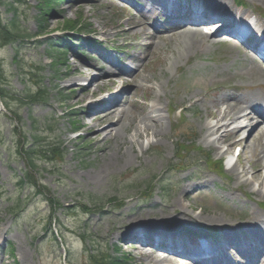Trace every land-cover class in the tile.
<instances>
[{
    "label": "rangeland",
    "instance_id": "obj_1",
    "mask_svg": "<svg viewBox=\"0 0 264 264\" xmlns=\"http://www.w3.org/2000/svg\"><path fill=\"white\" fill-rule=\"evenodd\" d=\"M67 1H64L61 5H57L59 6L57 10L64 11L65 16L67 15L66 18H56L53 15H50L51 18H48V22H57L58 26L55 28H48L45 25L46 20L44 24L42 23L43 20L41 22L37 20L39 17L45 18L44 14L50 13V10L46 8L42 11L40 9L42 8L40 6L43 5L44 0H23L22 4L15 5V8L18 9V17L22 20V28L26 30L28 36H34L35 38L32 37L27 42L23 41L21 45L19 43L15 48L11 46H0V62L3 66L2 70L5 78L3 84L9 83V92L12 93L15 91L19 94L26 88L30 89V86L33 84L32 82L38 80V78L37 76L34 78L32 76L26 78V74L23 73L22 68L30 71L32 69L31 67H34V73L43 79V88L48 94L47 106L40 104L27 107L16 105L13 109L18 114V117L14 118V115L7 114L0 118V206L3 210L0 229L3 228L4 234L9 238L10 246L12 242L14 249L13 254L9 252L10 247H8L6 253L4 250L1 252L0 264H62L59 260L61 254L60 248L55 244L53 237L51 235L48 237L43 236L45 232L44 227L47 225L46 221L50 214H55L54 217L59 218L61 223L65 224L67 228L72 229V231H81L84 229V231L90 232L91 236H93L91 239L95 240H97V236L104 237L107 235L110 221L107 218L104 219V217V220H101V222L103 221V228L101 229L96 224L102 218L100 214H96L95 216L88 215L87 217L84 216L82 211L78 212V214L73 213V211H68L67 214H63V212L55 210L56 204L54 199L64 205L71 204L74 201H81L83 204L87 203V201L83 202V200L78 198L79 195L86 197L93 196L104 201L117 199L124 202L125 205L128 204L125 207L126 210L129 207L128 199L141 196L143 193L141 189L150 185L149 179L152 175V169L156 168L161 162V156L158 157L150 153L141 161L134 160L129 166L111 165L108 171L101 172V168H104L106 159L111 160L112 164L115 163V160H112L114 150L107 152L106 159L103 160L101 157L102 153L96 151L94 154L93 147L86 143V139L78 140V143H76L71 142L67 137V133L71 130L70 121L69 117H63V114H66L67 104L70 101L61 93L64 81L60 82L61 75L67 72L64 68L67 67L62 68L59 73L60 75H56L54 70L57 68L50 66V60L48 58V50L52 43V37L56 34L64 33L65 30L73 26V22L80 18L77 9L68 8L69 5L75 7L78 4H67ZM6 2H10L11 4L15 0H6ZM83 4H85L82 13L84 20L87 19V10L96 11V16L89 20L92 23L94 31L102 34V29L108 28V31L113 32V36H110L107 40L115 39L116 42L122 41L120 38L114 37L116 31L111 29L119 22L126 21L129 18V14L121 9V4L119 7H111L107 10L103 9L98 11L97 8L93 9L90 5ZM0 14L7 22L11 21L14 15V13L8 12L5 6L0 8ZM85 23H87L86 20ZM44 29L43 38L40 39L43 42L37 44L35 41L37 40L36 36ZM169 44L170 53L166 57V62L171 60L173 54H177L176 44L174 42ZM72 56L73 54L69 52V62H72ZM152 58L150 60L151 64L148 63L150 64L149 68L146 69L148 74H150V72L155 73L153 71V68H155L156 74H158L159 68H163L165 56L164 54H156ZM74 62L80 64L76 59ZM175 73H177V70L169 69L167 76L173 77ZM187 81L193 83L195 91H198L197 95H200L201 91H205L212 84L209 78L201 80L190 75L185 81L178 83L173 93H177L178 97L186 95L187 93L183 86ZM0 82L2 83L1 80ZM77 94L82 95L81 92H77ZM6 102L8 103L7 100ZM199 111L200 115H202V107L199 108ZM35 120L38 122L37 125L34 124ZM48 126H51L55 130L52 137L56 142H66L67 155L57 170L40 164V166L37 165V168L30 172V163L27 161L23 143L32 141L31 135L35 127L40 130H45ZM196 131L198 132V129ZM113 144V140L109 139L104 142L103 146L109 149ZM81 145L86 147V151L84 150V153L81 154L84 158L78 159L76 153L73 157L72 151L75 152L74 150ZM198 146L208 150L200 136ZM137 151L140 153L138 147ZM259 159L262 160L261 157ZM68 166H70V170L67 169ZM29 174H31L33 182L39 183L40 190H42L41 195L38 194L39 189H31L30 186L21 188L19 186V183ZM213 178L214 180L218 179L217 177ZM131 183L133 184V188L128 189L127 187L130 186L128 184ZM169 193L171 194V191L167 193L166 197L169 196ZM153 194L157 195L158 192H153ZM23 198L26 202L23 211L17 216L10 215L8 208L14 204L16 205ZM137 202L135 201L133 204ZM144 210L146 211L142 214H148L150 212L158 214V217L161 215V212L158 211L159 208L155 210ZM106 212L108 211H100V213ZM134 214L133 219L138 220L139 214ZM125 219L131 222L127 217ZM88 220H90V223L87 225ZM63 235L68 240V245L72 251L71 258L74 259L75 264H90L87 255L84 254L83 257V246L77 235H72L71 237L69 234H65V230H63ZM110 242H101L98 239L96 241L97 249L110 252L112 256H116L115 250ZM123 254L124 249L122 248L119 256ZM134 261L137 262L138 260L134 259Z\"/></svg>",
    "mask_w": 264,
    "mask_h": 264
},
{
    "label": "bare ground",
    "instance_id": "obj_2",
    "mask_svg": "<svg viewBox=\"0 0 264 264\" xmlns=\"http://www.w3.org/2000/svg\"><path fill=\"white\" fill-rule=\"evenodd\" d=\"M204 1V7L203 9L206 10V6L209 4L211 5L212 9H214L218 14L225 16L227 18L232 17L235 19H239L240 21H243V24L248 29H256L258 31L264 30V22L257 18V16H252L251 12L247 9L241 8V9H224L220 8L218 5L217 0H203ZM256 3H263L264 0H254ZM83 4L77 6V10L79 13H82L84 11ZM69 9H74L73 7H69ZM87 14L89 17L92 16L91 12L87 10ZM61 17H64V14H59ZM47 18V22H48ZM47 22L45 25L51 28H55L58 26L57 22ZM127 24L130 22L127 21ZM50 25V26H49ZM123 25H118V28H122ZM189 30H192V28H188ZM239 31V30H238ZM102 34L105 36H108V31L103 28ZM126 34L128 37L133 38L138 41H150L151 35L148 30L142 28L141 22L134 23L132 25H129L128 30L126 31ZM184 35V43L186 44L185 49H192L193 47H196L195 49H199L206 43L203 41V37L206 34L196 35V33H185ZM110 36V35H109ZM193 43V44H192ZM183 44V43H182ZM191 44V45H190ZM184 45V44H183ZM179 46V45H178ZM158 45H154V48L157 49ZM149 61V58H148ZM174 63V60H171V63L169 64L172 68V64ZM70 68V75L69 77H63L66 79V83H72V85H69L70 87H67L68 85L64 86V89L67 93H77L78 91L81 92L82 95H75L73 96L74 104H79L83 100L86 101L91 97V95H94L98 89L100 88H106L111 87L114 84L109 81L107 82L104 80L106 78L104 73L98 74V76H94V69L88 68L83 69V66L78 63H73L68 65ZM146 68H144V64L137 67L136 70L129 74V76L132 77L131 81H127L125 78L122 79L120 87L125 85H132L135 88V91L132 93V98H135L138 95V89L143 88L145 84L153 83V81H156L157 79L153 76V74H145ZM76 73L79 75L76 77ZM252 76H255V73H252ZM123 77V76H121ZM256 77L264 79V74L258 73L256 74ZM80 82H86L85 88L81 87ZM97 87V89L94 91V93H90V89L92 87ZM162 87V86H161ZM81 90H80V89ZM151 91L156 93L155 88H152ZM132 98H130L129 102L131 103ZM238 102L237 99H229L224 100V106L225 109H207L206 110V118L213 119L214 122L210 123L208 121H202L200 123L202 131L205 132L204 140L206 141L207 145L213 147L216 151L220 152L223 147H227L226 152H230L236 142H229L228 139V129L231 126H235L237 123H239V120L242 119L238 116L236 112V103ZM217 103H214L216 105ZM122 106L119 107V102L117 99L112 98L110 99L108 104L100 105L97 108H94L90 111L84 112V119L85 117H88L87 119L91 120L90 124H87L86 122L83 124L85 131L91 135L94 132L98 130V135L89 137L88 141L91 143H94L96 147L101 145L105 140L112 139L115 142V150L114 155L112 157V160L115 161H121L126 162L127 164H131L133 160V155H135V144L139 143L140 139L144 136V134H149V132L152 134V137L154 138H161L165 136L164 128L162 125L163 116H151L152 113L159 112V107L157 105H152L151 110L148 113L143 114L141 117H137L134 114L127 115L123 109H121ZM93 112L95 115L89 116L88 114ZM245 118V117H244ZM117 119L116 123H113ZM103 127V128H102ZM133 129L134 132H132V137L127 138V132ZM244 127L241 126L240 129H238V126H235L233 131L236 134H240L243 131ZM223 133L222 135H220ZM123 135L121 141H118ZM261 138L258 141V144H253V154L257 155L258 152L263 155L264 157V143L263 142V136L260 135ZM249 138L255 139V135L251 134L249 135ZM244 141V138L241 140V142ZM142 150V148H140ZM111 151V150H109ZM104 159H106V156L104 155ZM111 160L106 159L104 168H101V172L108 171L111 167ZM110 166V167H109ZM241 169H235V172L238 176V178H243L247 173L248 169L246 168L245 159H241ZM264 168V161L261 165L256 164L254 166L255 174L252 177L254 181H257L258 183H262L263 178L259 175V170ZM250 179V178H249ZM249 179L246 180L245 183L249 182ZM257 187L259 186L256 184ZM192 187H186L183 189L181 196L185 197L187 195V192L190 191ZM261 195L264 197V191L261 192ZM179 216L183 218H190L188 215L185 214V208H183L179 212ZM131 221H137L136 219H132ZM123 222V216L122 214L117 215L116 217L111 218V226L109 231V236L107 238H115L117 235L116 240L119 242H124L129 239V235L125 233L123 230L118 229V225H121ZM140 222H146L145 220H141ZM143 229L148 230L149 226L148 224L145 227H142ZM149 231V230H148ZM151 233V231H149ZM148 234L146 231L144 232L145 237L148 238ZM150 235V234H149ZM135 248L136 251V257L140 258V262L138 264H182L181 259L182 256L175 255L173 258H167V257H160L156 255V251L152 249V251L149 254H146L143 252L142 247L143 245L139 243L136 245ZM145 260V262L143 261Z\"/></svg>",
    "mask_w": 264,
    "mask_h": 264
},
{
    "label": "trees",
    "instance_id": "obj_3",
    "mask_svg": "<svg viewBox=\"0 0 264 264\" xmlns=\"http://www.w3.org/2000/svg\"><path fill=\"white\" fill-rule=\"evenodd\" d=\"M12 24H13V26L16 25L15 22H13ZM12 33L8 32L6 30V28H4V27H2V25H0V41L13 39Z\"/></svg>",
    "mask_w": 264,
    "mask_h": 264
}]
</instances>
